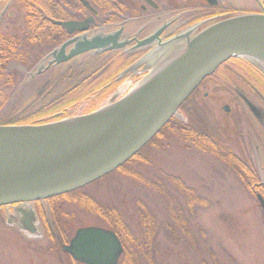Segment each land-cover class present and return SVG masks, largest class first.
Listing matches in <instances>:
<instances>
[{
    "label": "rangeland",
    "instance_id": "rangeland-1",
    "mask_svg": "<svg viewBox=\"0 0 264 264\" xmlns=\"http://www.w3.org/2000/svg\"><path fill=\"white\" fill-rule=\"evenodd\" d=\"M230 1L232 8L245 9L249 13L262 12V5L258 7L252 0ZM8 7L6 1H0V24H4L0 32L2 35L13 37L18 27L10 23L15 13ZM17 24L21 25V22ZM145 24L150 23L140 22L141 26ZM154 26L156 27L155 24ZM236 65L238 66L234 73H240L248 83V88L231 93L207 91L210 96L206 99L202 94L195 93L193 99H199L196 100L197 103L220 125L221 134L226 139L225 144L257 173L264 187V129L256 119L259 117V121L264 122V75L244 61L237 62ZM39 66H34L30 72H26L18 64L8 65L5 74L14 72L21 78L11 88L0 92V116L23 112L28 105L36 102L42 93L49 90H56L55 94H61L68 89L69 83L65 85V81L60 82L57 78L61 76L59 72L65 68L57 69L59 72L53 69L45 71V65H41L38 73ZM92 67L94 65H91ZM108 76L109 79H106ZM108 76H95L90 81L97 79L96 83L103 85L115 78L112 72L108 73ZM146 76H136L130 80L137 83L136 81L139 82ZM120 87L121 84H117L102 95L81 98L71 114L64 119L83 116L113 103L110 99L117 95ZM90 88L92 86L81 91L86 93ZM80 96L81 94H78V97ZM119 97L121 98L116 96L115 101ZM41 101L42 99L37 105H40ZM227 105L230 108L228 114L222 110ZM174 117L184 123L188 122L180 109ZM160 145L161 148H153L150 155L147 154L146 166L136 170L148 179L156 178L166 185V177L174 176L207 202L206 208L197 209L194 215L195 224L206 235L205 244H201L202 255L197 256L182 242L170 243L160 237V261L163 264H264V215L256 199L258 193L248 192L231 169L193 147L186 148L187 144L184 142L179 146L173 143L169 147H166V143ZM86 192L103 204L117 207L133 229L137 223L135 204L138 200L147 204L159 224L163 225L166 221L161 198L122 174L102 178L98 183L87 187ZM38 207L39 205L37 209ZM71 210L74 213L72 233L84 227L106 229L94 214L74 208ZM37 216L39 220L36 221L35 227L38 235L31 236L22 229L15 208H0V264H79L72 261L62 250L57 252L50 247L41 218Z\"/></svg>",
    "mask_w": 264,
    "mask_h": 264
},
{
    "label": "water",
    "instance_id": "water-1",
    "mask_svg": "<svg viewBox=\"0 0 264 264\" xmlns=\"http://www.w3.org/2000/svg\"><path fill=\"white\" fill-rule=\"evenodd\" d=\"M77 1L90 8L86 0ZM91 22L90 17L84 22L55 24L72 34L85 32ZM156 37L157 34L147 41ZM114 39L83 37L67 57H63V50L73 41L65 43L58 55L66 61L84 52L104 49ZM250 58L264 63V10L205 27L187 39L166 60V66L138 89L90 114L43 125L0 126V208L18 206L22 229L31 236L38 235L34 214L25 205L40 202L48 217V199L113 173L176 115L199 84L219 66L231 59ZM256 199L264 215V198L258 194ZM62 252L79 264H118L123 248L113 231L84 227L75 231Z\"/></svg>",
    "mask_w": 264,
    "mask_h": 264
},
{
    "label": "trees",
    "instance_id": "trees-1",
    "mask_svg": "<svg viewBox=\"0 0 264 264\" xmlns=\"http://www.w3.org/2000/svg\"><path fill=\"white\" fill-rule=\"evenodd\" d=\"M0 1L9 2L10 10H14L15 13V17L11 20L21 22V25L10 22L18 27L13 37L2 35L0 32L1 92L5 88L14 86L21 78L14 72L5 74L8 65L15 63L26 72H30L46 54L66 39L61 38L62 32L59 29L56 33L60 39H53V31L56 30L54 22L71 20L74 18L70 16L71 12H79L82 7L74 0ZM235 68L231 70L234 72ZM65 78L64 73L59 77V81H65ZM68 81L69 79L65 85ZM67 87L68 89L61 94H55L56 90L42 93L36 102L28 105L21 113L0 116V126L43 125L60 121L71 114L81 98L96 94L95 91L82 93L69 88V85ZM78 94L81 96L78 97ZM194 95L195 91L180 107L188 119L187 123L176 117L171 118L133 158L103 178L122 174L159 196L164 203L165 223L159 224L147 204L138 200L135 204L137 223L134 229L131 228L117 207L103 204L86 192L87 187L98 183V180L81 189L48 199L50 209L48 217L44 216L40 206L36 209L44 233L54 251L60 252L62 246L67 244L74 234L71 227L74 218L71 208H74L94 214L106 229L116 234L123 248L118 264H163L160 261V237L170 243L182 242L197 256L202 255L201 244H205L206 235L195 224L194 215L197 209L206 208V200L174 176L166 177L168 184L166 185L159 179H148L136 170L146 166L147 154L153 148H161V143L163 145L166 143V147H169L171 143L179 146L184 142L187 144L186 148L193 147L213 157L220 164L231 169L248 192L259 193L264 197V190L257 173L231 152L230 147L225 144L220 125L210 118L206 109L197 103L196 98L193 99ZM40 99L42 101L37 105Z\"/></svg>",
    "mask_w": 264,
    "mask_h": 264
},
{
    "label": "flooded vegetation",
    "instance_id": "flooded-vegetation-1",
    "mask_svg": "<svg viewBox=\"0 0 264 264\" xmlns=\"http://www.w3.org/2000/svg\"><path fill=\"white\" fill-rule=\"evenodd\" d=\"M86 1L90 8L81 5L77 1L82 9L79 12H71L70 16L74 18L67 21L84 22L91 17L92 22L87 30L68 34L64 28L56 25L57 21H55L54 27L56 30L53 31V39H60L56 33L58 29L62 32L61 38L64 37L66 39L46 54L41 59V62L35 66L40 65L37 69L38 73L41 70V65H45V71L50 69L56 71L57 69L65 68L60 72L59 70L57 71L61 76L65 73V82L69 79L67 82L69 83V88L81 91L92 86L90 91H95V95H102L117 84H122L128 79L147 74L153 69L154 64L162 55H167L169 51L181 48L187 39L194 37L205 27L232 16L250 14L245 9L232 8L230 0H150L152 4H148L145 0ZM252 1L258 7L262 5V11L264 10V0L262 2L260 0ZM7 4L10 7L9 2ZM254 12L256 13L257 11ZM10 21L12 22L13 20L10 19ZM140 22L150 23L151 25L145 24V26H141ZM186 32L188 33L187 35ZM156 34V38L150 42L147 41ZM98 36H114L116 40L114 39L115 42L108 44L104 49L84 52L62 61L63 57H67L75 48L77 41H81L83 37L90 40ZM175 37H179L178 40L169 43ZM69 41L73 42L64 48L63 57L58 55L61 53L63 45ZM175 45L177 48L174 47ZM57 60H60V62L57 63ZM233 61L237 64V62L243 60L231 59L223 63L211 76L199 84L195 89V93L202 94V97L206 99L210 96L207 91L231 93L248 88V83L244 81L240 73L232 72L231 69L238 66L231 64ZM91 65H94V67L91 68ZM110 72L115 75L112 81L103 85L97 84V79H94V82L90 81L95 76L105 75L106 78ZM106 79H109V76ZM93 96L88 95L87 97ZM238 96L241 97V95ZM115 97L110 100L115 101ZM232 101L235 102V99ZM222 110L228 114L230 111L229 105L224 106ZM256 119L262 129H264V122L259 121V117ZM37 205L41 207L40 202L29 203L24 207L33 212L36 221L39 220L36 210ZM32 209L35 210L33 211ZM17 216L18 220H20L21 217Z\"/></svg>",
    "mask_w": 264,
    "mask_h": 264
},
{
    "label": "bare ground",
    "instance_id": "bare-ground-1",
    "mask_svg": "<svg viewBox=\"0 0 264 264\" xmlns=\"http://www.w3.org/2000/svg\"><path fill=\"white\" fill-rule=\"evenodd\" d=\"M171 55H172V51H171V53H168L167 55H162L157 60V62L154 64L153 71L150 73V75L143 78L140 82L135 83V84L127 82V83L123 84L119 88V91L117 92L116 96H125L129 93H132L136 89H138L147 79H149L150 77H152L153 75L158 73V71H160L164 66H166V64L169 62V61L167 62L166 60H169ZM243 61L253 65L256 69H258L264 75V63L259 62L253 58H250L248 60H243Z\"/></svg>",
    "mask_w": 264,
    "mask_h": 264
}]
</instances>
